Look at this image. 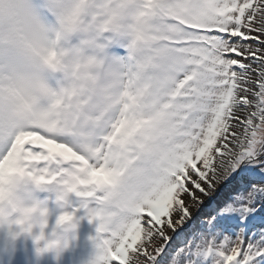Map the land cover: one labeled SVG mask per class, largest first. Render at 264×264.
<instances>
[{"label": "snow or ice", "instance_id": "6c2138e0", "mask_svg": "<svg viewBox=\"0 0 264 264\" xmlns=\"http://www.w3.org/2000/svg\"><path fill=\"white\" fill-rule=\"evenodd\" d=\"M6 163L83 198L92 264H264V0H0Z\"/></svg>", "mask_w": 264, "mask_h": 264}, {"label": "clouds", "instance_id": "9594fccd", "mask_svg": "<svg viewBox=\"0 0 264 264\" xmlns=\"http://www.w3.org/2000/svg\"><path fill=\"white\" fill-rule=\"evenodd\" d=\"M99 2L103 5L104 0ZM98 11L103 12V6ZM47 191L54 194V208L49 207L48 198L35 195ZM67 196L63 184L44 181L22 166H0V237L7 243L30 240L38 256L58 249L64 235L75 226L74 209L65 210Z\"/></svg>", "mask_w": 264, "mask_h": 264}, {"label": "rangeland", "instance_id": "374dc122", "mask_svg": "<svg viewBox=\"0 0 264 264\" xmlns=\"http://www.w3.org/2000/svg\"><path fill=\"white\" fill-rule=\"evenodd\" d=\"M73 42H76L73 40ZM112 51L123 52V49L113 48ZM37 198H48L49 207L53 204V192H37ZM82 197L75 193H69L65 210L76 209L74 215V227L64 235L61 246L43 255H37L30 240L20 238L7 243L0 237V264H92L97 249L94 246L93 237L96 235L95 221L89 222L84 210L80 209ZM89 203L88 207H94ZM54 219V217H53Z\"/></svg>", "mask_w": 264, "mask_h": 264}]
</instances>
